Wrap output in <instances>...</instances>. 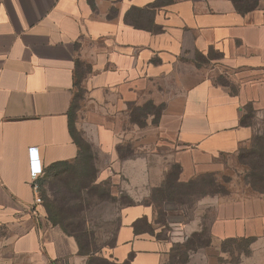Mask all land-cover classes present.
Masks as SVG:
<instances>
[{"label":"crops","instance_id":"obj_1","mask_svg":"<svg viewBox=\"0 0 264 264\" xmlns=\"http://www.w3.org/2000/svg\"><path fill=\"white\" fill-rule=\"evenodd\" d=\"M211 52L235 91L199 66ZM263 69L264 0L245 14L231 0H0V264L82 263L76 242L35 201L29 154L36 149L37 181L53 164L79 159L69 131L78 83L89 105L86 129L79 109L73 127L107 157L99 176L113 170L131 187L157 189L171 164L185 184L235 152L247 136L244 107L264 108ZM144 105L157 120L132 126L140 155L121 159L122 117ZM155 211L143 202L122 208L115 261L221 264L220 244L247 238L245 264H264V211L220 203L210 244L182 257L174 249L201 226L181 220L161 239L138 229L152 225Z\"/></svg>","mask_w":264,"mask_h":264},{"label":"rangeland","instance_id":"obj_2","mask_svg":"<svg viewBox=\"0 0 264 264\" xmlns=\"http://www.w3.org/2000/svg\"><path fill=\"white\" fill-rule=\"evenodd\" d=\"M220 60V54L211 52L206 59L197 58L196 61L202 69L208 70L215 82L235 91L236 85L223 72ZM259 79L264 82V69ZM261 99L258 103L263 104ZM88 102L86 91L78 83L73 107L74 113L78 109L82 111L80 123L85 129L82 121L87 120ZM146 106L131 109L122 117L121 126L126 133L117 145L121 159L135 158L139 154L135 153V135L130 132L132 126L157 120L152 116L156 109ZM77 119L75 113L74 122ZM239 124L247 129V136L238 143L234 153L217 155L205 172L185 184L178 182L177 165L171 164L165 181L157 189L131 187L127 179L113 170L101 178V169L106 170L109 165L107 157L84 142L80 157L73 165L57 176H44L40 186L37 185L40 210L50 224L64 230L76 242L81 264H131L130 261L119 263L112 257L121 210L137 202L152 203L156 210L152 225L142 221L138 229L167 239L174 232V224L181 220L192 222L193 227L201 226L200 232L193 233L183 246L174 249L175 255L182 257L188 248L203 247L207 241L210 244L220 203L233 201L246 205L250 211H264L263 106L246 105ZM77 135L80 138V133ZM252 241L247 238L224 241L220 244V263L245 264V259L252 253Z\"/></svg>","mask_w":264,"mask_h":264},{"label":"trees","instance_id":"obj_3","mask_svg":"<svg viewBox=\"0 0 264 264\" xmlns=\"http://www.w3.org/2000/svg\"><path fill=\"white\" fill-rule=\"evenodd\" d=\"M231 1H232L233 5H234L236 11L238 13H240V14H245V13H247L249 11L254 10L257 7V4H258V0H231ZM73 104H74V100H73ZM73 106L71 107V110L69 112V131H70V134H71L74 142L78 145V147L81 150L82 146L85 143H84V141L81 138L78 137V135H77V133H76L74 127H73V119H74V107ZM69 166H71V165H68L65 162L53 164L51 167H49L47 169V172H46L45 176H49V177L57 176L60 173H62L66 167H69ZM176 167H177L176 168L177 171H180L179 167L178 166H176ZM42 181H43V179L41 181L38 180L37 181V185L40 186ZM49 220H51V219L49 218ZM63 232H65V231L63 230ZM207 245H208V241L206 242V244H204V246H207ZM197 248H201V247L198 246ZM197 248H195V249H197ZM195 249L188 248L186 251H184V254H182V256H185L188 253V251H190V250L193 251ZM184 260L185 259H182L181 262L183 263Z\"/></svg>","mask_w":264,"mask_h":264},{"label":"built area","instance_id":"obj_4","mask_svg":"<svg viewBox=\"0 0 264 264\" xmlns=\"http://www.w3.org/2000/svg\"><path fill=\"white\" fill-rule=\"evenodd\" d=\"M30 178L32 180V186L37 193V179L42 174V168L39 164V160L36 155V149H30ZM36 203H40V199L37 196L35 199Z\"/></svg>","mask_w":264,"mask_h":264}]
</instances>
